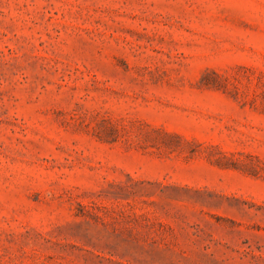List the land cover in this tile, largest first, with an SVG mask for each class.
I'll return each instance as SVG.
<instances>
[{
  "label": "rangeland",
  "instance_id": "374dc122",
  "mask_svg": "<svg viewBox=\"0 0 264 264\" xmlns=\"http://www.w3.org/2000/svg\"><path fill=\"white\" fill-rule=\"evenodd\" d=\"M0 264H264V0H0Z\"/></svg>",
  "mask_w": 264,
  "mask_h": 264
}]
</instances>
